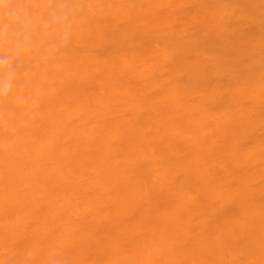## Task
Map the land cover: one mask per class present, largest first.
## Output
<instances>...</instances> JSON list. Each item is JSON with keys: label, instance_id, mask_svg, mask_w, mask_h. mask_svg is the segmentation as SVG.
I'll list each match as a JSON object with an SVG mask.
<instances>
[{"label": "bare ground", "instance_id": "6f19581e", "mask_svg": "<svg viewBox=\"0 0 264 264\" xmlns=\"http://www.w3.org/2000/svg\"><path fill=\"white\" fill-rule=\"evenodd\" d=\"M73 3L0 101V264H264V0Z\"/></svg>", "mask_w": 264, "mask_h": 264}, {"label": "clouds", "instance_id": "9594fccd", "mask_svg": "<svg viewBox=\"0 0 264 264\" xmlns=\"http://www.w3.org/2000/svg\"><path fill=\"white\" fill-rule=\"evenodd\" d=\"M76 11L73 0H53L45 8L35 7L33 0H0V101L10 98L24 115L35 116L45 90L28 86L34 73L24 72L22 82L19 58L33 57L37 64L57 59L70 44ZM48 261L60 264L54 257Z\"/></svg>", "mask_w": 264, "mask_h": 264}]
</instances>
